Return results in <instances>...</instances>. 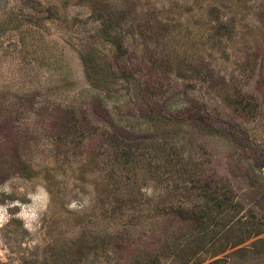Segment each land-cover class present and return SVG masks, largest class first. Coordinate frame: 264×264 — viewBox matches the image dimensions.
I'll return each instance as SVG.
<instances>
[{"label": "rangeland", "instance_id": "1", "mask_svg": "<svg viewBox=\"0 0 264 264\" xmlns=\"http://www.w3.org/2000/svg\"><path fill=\"white\" fill-rule=\"evenodd\" d=\"M39 2L0 0V264H264V0ZM117 7L153 26L128 33L123 59L149 100L229 133L187 131L206 169L191 190L109 165L112 127L132 144L158 131L134 84L105 93L83 72L81 48L113 55L98 30ZM215 191L227 206L204 205Z\"/></svg>", "mask_w": 264, "mask_h": 264}, {"label": "trees", "instance_id": "2", "mask_svg": "<svg viewBox=\"0 0 264 264\" xmlns=\"http://www.w3.org/2000/svg\"><path fill=\"white\" fill-rule=\"evenodd\" d=\"M38 4H40L39 0ZM34 7H37L36 3ZM108 13L102 18L98 32L111 45L113 55L107 59L101 56L95 47L81 48L79 56L86 80L93 88L105 93L107 91L112 92L119 82L134 84L135 88L132 94L137 93L138 97L141 98V102L144 103L149 111L147 119L150 123L157 125L158 130L150 136L151 141L149 143L138 142L132 144L129 142L131 136L128 132L126 136L121 130L118 133V127H112L109 142L111 143V147H113V153L110 155L111 161L109 165L114 170L113 174L116 173L115 169L117 165L126 166L134 175H137L140 169H144L150 173L152 179L166 184V188L171 186L170 182L172 181L173 184L174 182L177 183L178 188L176 189L191 190L194 188V184L205 181L206 169L204 168L205 162L197 157L200 153L198 152V148L193 144L194 142L191 141V144L186 140L187 131L190 128H194L201 134L224 138H228L229 133L225 130L224 126H218L213 122V118L209 112H203L199 106H195L192 103L182 107L181 110L169 112V110L161 108L158 105L159 103L155 105V103L151 102L147 97L151 88L150 83L142 82L134 71L124 63L123 59L127 53L125 42L128 33L145 36L148 29L153 28V26L150 24L148 29L127 26L124 22V17L120 15L122 13L120 7L110 10ZM217 19L220 18L218 17ZM159 26L160 29H164L165 23L160 21ZM224 27L225 23L219 20V30H222ZM150 31L152 32V29ZM128 91L130 92V90ZM220 91L217 95L228 106L240 104L239 100L234 97L235 95H230L228 89ZM107 106H105V109L108 112L109 108ZM142 111H144L143 115H141L142 117L147 115L148 111ZM125 138H128L129 144H122V139ZM190 183L193 184H191L192 187L188 185ZM207 183L208 186L211 185L210 182L207 181ZM196 189L203 190L205 193L208 190L205 184L203 186L200 185V188L196 186ZM217 191L214 192L216 193L214 197H208L206 194L201 195L206 200L204 205L209 207L210 203L214 202L219 209L225 207V200L229 201L230 198H223V194ZM228 228H230L229 225L226 227L223 225L221 234L227 231ZM262 230L257 229L256 234L261 233Z\"/></svg>", "mask_w": 264, "mask_h": 264}]
</instances>
